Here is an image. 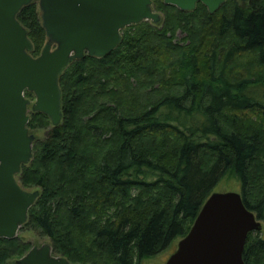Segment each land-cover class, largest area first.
<instances>
[{
	"label": "trees",
	"instance_id": "16d2710c",
	"mask_svg": "<svg viewBox=\"0 0 264 264\" xmlns=\"http://www.w3.org/2000/svg\"><path fill=\"white\" fill-rule=\"evenodd\" d=\"M151 1L157 23L126 26L111 52L61 70L58 125L40 111L28 119V130L46 134L15 175L39 190L20 228L71 263L155 256L188 233L229 172L264 220V0H224L213 14L201 2L183 11ZM16 18L38 56L47 36L37 0ZM29 249L18 235L0 238V264ZM243 250L245 264H264L259 231Z\"/></svg>",
	"mask_w": 264,
	"mask_h": 264
},
{
	"label": "water",
	"instance_id": "95a60500",
	"mask_svg": "<svg viewBox=\"0 0 264 264\" xmlns=\"http://www.w3.org/2000/svg\"><path fill=\"white\" fill-rule=\"evenodd\" d=\"M32 0H0V238H15L27 220L39 190H24L15 179L32 155L24 92L35 95L33 112L61 121L59 73L71 60L101 57L119 44L120 31L150 20L159 12L151 0H38L47 42L38 56L16 14ZM190 11L197 2L213 14L224 0H163ZM247 2L248 0H240ZM262 230L261 221L242 202L240 192H211L186 235L164 264H245L247 234ZM16 264H81L53 253L49 244L33 245Z\"/></svg>",
	"mask_w": 264,
	"mask_h": 264
},
{
	"label": "rangeland",
	"instance_id": "374dc122",
	"mask_svg": "<svg viewBox=\"0 0 264 264\" xmlns=\"http://www.w3.org/2000/svg\"><path fill=\"white\" fill-rule=\"evenodd\" d=\"M37 2H38V0H37ZM159 14L162 16V12H159ZM175 35H176V41H181V38L184 36V34L182 32H177ZM246 61H247V58L241 59L240 62H239V65H238L239 67L237 69L241 68V66H243L244 63H246ZM31 93H32V95L28 96L24 92V97L29 100V103L27 105L28 119L30 117L31 112H33L31 110V105L34 103V101L36 99L35 95L33 94V92H31ZM28 131H29V133L34 135V138L36 136L37 137H44L45 134H46V129H42V128H37L35 130H28ZM27 190L28 189H26V191ZM29 191H33V190L29 189ZM233 191L234 192H240V182L237 181V178L235 177V175L233 173H230V172L225 174L219 180V183H217L216 186H214L213 189H212V192H219V193H222V192H233ZM260 221H261L262 230L259 231V233L264 237V220L260 219ZM17 235L24 242L30 244V248L33 245L40 246L41 244H49L51 246V242H50L48 237L42 236V235L39 236L36 232H34L33 230H30V229L22 230L21 228H19V230L17 231ZM179 239H180V237L173 239L172 242L169 245H167V247L165 249L157 252V254L155 256L144 258V260H142L140 264H164L165 261L167 260V258L176 249ZM18 258L15 259V260H11V263L12 264H16V260H18Z\"/></svg>",
	"mask_w": 264,
	"mask_h": 264
}]
</instances>
